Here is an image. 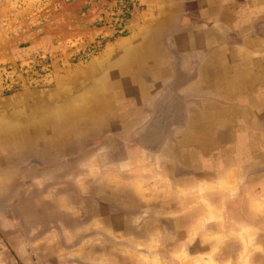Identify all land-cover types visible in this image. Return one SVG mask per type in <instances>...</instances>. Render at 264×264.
Wrapping results in <instances>:
<instances>
[{"label": "crops", "instance_id": "crops-1", "mask_svg": "<svg viewBox=\"0 0 264 264\" xmlns=\"http://www.w3.org/2000/svg\"><path fill=\"white\" fill-rule=\"evenodd\" d=\"M139 2L0 112V264H264V0Z\"/></svg>", "mask_w": 264, "mask_h": 264}, {"label": "rangeland", "instance_id": "rangeland-1", "mask_svg": "<svg viewBox=\"0 0 264 264\" xmlns=\"http://www.w3.org/2000/svg\"><path fill=\"white\" fill-rule=\"evenodd\" d=\"M141 9L139 0H2L0 112L12 113L11 106L16 104L13 94L27 93L30 98L26 101L31 104L42 92L54 89L59 76L65 73L64 67H76L73 64L78 59L99 50L108 33H122L123 26ZM104 30H108L106 35ZM94 33L98 35L96 41L92 38ZM131 135H126L130 147L137 143ZM146 161L143 159L144 165L148 164ZM128 175H119L120 180L132 189L134 176ZM73 193L78 196L76 185ZM223 210L228 213L230 207Z\"/></svg>", "mask_w": 264, "mask_h": 264}, {"label": "flooded vegetation", "instance_id": "flooded-vegetation-1", "mask_svg": "<svg viewBox=\"0 0 264 264\" xmlns=\"http://www.w3.org/2000/svg\"><path fill=\"white\" fill-rule=\"evenodd\" d=\"M155 111V116L151 117L149 121H147L136 131L135 134H133V136L140 139L142 144L154 140L157 136H159V133H161L164 128L166 129L168 127V121L164 116V111L161 109H156ZM172 112H174L173 108ZM144 145L149 146L146 143Z\"/></svg>", "mask_w": 264, "mask_h": 264}, {"label": "built area", "instance_id": "built-area-1", "mask_svg": "<svg viewBox=\"0 0 264 264\" xmlns=\"http://www.w3.org/2000/svg\"><path fill=\"white\" fill-rule=\"evenodd\" d=\"M2 0H0V2H1Z\"/></svg>", "mask_w": 264, "mask_h": 264}]
</instances>
